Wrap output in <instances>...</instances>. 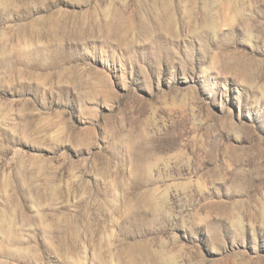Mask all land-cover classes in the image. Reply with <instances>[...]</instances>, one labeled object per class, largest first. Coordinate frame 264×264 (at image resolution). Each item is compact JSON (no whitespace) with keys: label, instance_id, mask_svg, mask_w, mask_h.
<instances>
[{"label":"rangeland","instance_id":"rangeland-1","mask_svg":"<svg viewBox=\"0 0 264 264\" xmlns=\"http://www.w3.org/2000/svg\"><path fill=\"white\" fill-rule=\"evenodd\" d=\"M0 264H264V0H0Z\"/></svg>","mask_w":264,"mask_h":264}]
</instances>
